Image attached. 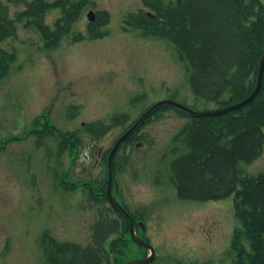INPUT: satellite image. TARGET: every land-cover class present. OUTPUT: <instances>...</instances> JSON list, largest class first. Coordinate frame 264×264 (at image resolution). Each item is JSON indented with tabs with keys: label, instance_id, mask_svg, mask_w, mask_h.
Wrapping results in <instances>:
<instances>
[{
	"label": "rangeland",
	"instance_id": "1",
	"mask_svg": "<svg viewBox=\"0 0 264 264\" xmlns=\"http://www.w3.org/2000/svg\"><path fill=\"white\" fill-rule=\"evenodd\" d=\"M1 1L16 35L0 43L15 56L8 73L0 76V264H47L42 250L47 231L59 241L88 245L98 215V206L81 188L70 189L69 180L81 182L84 174L72 171L66 177L62 169L70 162L74 170L86 168L93 188L100 189L108 177L105 154L145 109L164 100L195 111L219 106L194 94L191 72L171 42L125 27L126 17L144 7L142 0H89L55 49L46 47L33 19L23 16L25 3ZM90 10L109 14V22L101 26L105 35L73 43L74 34L88 36ZM59 17L60 11L53 9L45 21L54 27ZM119 116L126 119L113 125ZM189 121L174 109L150 118L139 139L120 150L114 193L130 211L145 217V236L157 253L154 264H237L233 240L241 223L234 195L182 200L172 182L171 165L186 152L175 137ZM94 123L109 129L95 137L86 130ZM50 126L77 131L76 155L66 149L57 153L60 143ZM12 138L17 139L8 141ZM57 160L61 165L56 168ZM240 168L245 177L264 173V152ZM242 244L250 249L247 237ZM128 247L125 262L141 257L135 243Z\"/></svg>",
	"mask_w": 264,
	"mask_h": 264
},
{
	"label": "trees",
	"instance_id": "2",
	"mask_svg": "<svg viewBox=\"0 0 264 264\" xmlns=\"http://www.w3.org/2000/svg\"><path fill=\"white\" fill-rule=\"evenodd\" d=\"M143 3L151 13L141 9L128 15L125 27L138 29L145 37L171 42L191 72L190 82L197 97L221 108L243 101L256 89L264 56V0H175L168 4L162 0H143ZM25 5L23 16L33 19L47 48L54 49L70 33L90 1L32 0ZM52 9L61 12L54 28L44 22ZM108 22L109 14L99 13L98 19L90 24L89 38L103 37L101 26ZM15 35L9 9L0 0V43ZM84 39L80 34L74 37V41ZM14 59V54L0 48V76L8 73ZM122 119L125 116L114 118L113 125L120 124ZM108 129L104 124L87 126L95 137ZM263 129L264 75L262 89L250 104L217 117H190L175 137L186 148L171 165L172 181L181 199L209 201L234 195L236 216L241 223L233 240V248L238 252L237 264H264V173L245 177L240 168L241 163H253L262 155ZM51 134L61 141L62 150L68 144L73 148L80 142L76 132L51 127ZM138 137L133 135L123 147L134 144ZM106 200L105 196L101 203ZM92 231L93 242L86 246L47 239L42 246L47 263L120 264L125 261L130 240L125 219L108 217L104 209ZM244 237L248 238L250 249L242 244Z\"/></svg>",
	"mask_w": 264,
	"mask_h": 264
},
{
	"label": "water",
	"instance_id": "3",
	"mask_svg": "<svg viewBox=\"0 0 264 264\" xmlns=\"http://www.w3.org/2000/svg\"><path fill=\"white\" fill-rule=\"evenodd\" d=\"M90 20H94L95 18V13L94 12H90L88 14ZM263 74H264V57L261 60V64H260V70H259V80H258V85L256 87V89L254 90V92L245 100H243L242 102L233 105V106H229V107H225V108H221V109H217V110H212V111H203V112H199V111H194L191 110L177 102L171 101V100H164L161 102H158L156 104H154L152 107H150L139 119L138 121L124 134L122 135L119 140L116 142L114 148L112 149L110 156H109V160H108V164H109V180H108V198L109 201L113 207V209L119 213H121L129 222H130V228H131V235L133 240L144 247H148L151 250V256L141 259V260H136V261H132V262H128L125 264H149L151 263L154 258H155V250L152 246H150L149 244L145 243L143 240H141L136 232H135V220L127 213V211L119 204V202L116 200V198L114 197L113 194V186H114V180H115V170H114V158L115 155L117 153V151L119 150L120 146L122 145L123 142H125L129 137H131L134 133H136L141 127L142 125L145 123V121L151 117L156 111L165 108V107H172L176 110H179L180 112H182L183 114H186L188 116H192V117H204V116H218L224 113H227L229 111L232 110H236L239 109L241 107H244L245 105L249 104L252 102L253 98L260 92L261 87H262V80H263Z\"/></svg>",
	"mask_w": 264,
	"mask_h": 264
},
{
	"label": "flooded vegetation",
	"instance_id": "4",
	"mask_svg": "<svg viewBox=\"0 0 264 264\" xmlns=\"http://www.w3.org/2000/svg\"><path fill=\"white\" fill-rule=\"evenodd\" d=\"M59 161L57 160V162H56V168H57V163H58ZM59 165H61V162H59ZM63 165V164H62ZM64 167V166H63ZM63 170V174L66 176V177H72L71 176V173H72V171H74V172H77V171H79V174H81V175H83L84 174V180L83 181H81V183H80V185H82L83 187H86V188H91L92 187V182L90 181L91 179H89V174L88 173H86V168H83V169H75L74 170V165H73V163L72 162H70L69 164H68V167L67 168H64V169H62ZM57 171V170H56ZM95 197L96 198H99L100 197V195H102L103 194V192H98V191H96L95 193ZM97 209L98 210H101V206H99L98 205V207H97Z\"/></svg>",
	"mask_w": 264,
	"mask_h": 264
}]
</instances>
